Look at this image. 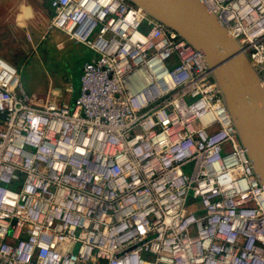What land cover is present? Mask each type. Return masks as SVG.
<instances>
[{
	"label": "built area",
	"instance_id": "1",
	"mask_svg": "<svg viewBox=\"0 0 264 264\" xmlns=\"http://www.w3.org/2000/svg\"><path fill=\"white\" fill-rule=\"evenodd\" d=\"M200 2L264 92V0ZM49 8L94 56L72 102L0 57V264H264V186L202 53L127 0Z\"/></svg>",
	"mask_w": 264,
	"mask_h": 264
},
{
	"label": "water",
	"instance_id": "2",
	"mask_svg": "<svg viewBox=\"0 0 264 264\" xmlns=\"http://www.w3.org/2000/svg\"><path fill=\"white\" fill-rule=\"evenodd\" d=\"M127 1L202 53L236 135L264 186V92L257 70L239 43L216 25L215 17L207 13L200 0ZM30 10L29 6L25 8V19L31 17ZM21 80L25 82V77Z\"/></svg>",
	"mask_w": 264,
	"mask_h": 264
},
{
	"label": "rangeland",
	"instance_id": "3",
	"mask_svg": "<svg viewBox=\"0 0 264 264\" xmlns=\"http://www.w3.org/2000/svg\"><path fill=\"white\" fill-rule=\"evenodd\" d=\"M49 1L39 0L40 7L46 14L51 12ZM46 14L40 24L37 21L40 35L27 33L25 52L22 60L18 61V67L21 78L25 77L23 86L27 93L32 94L35 99H44L52 89L57 88L63 96L59 101L63 102V99L78 93L82 65L93 58L94 54L81 45L68 42L62 33L47 30L49 18ZM40 40L43 51L37 54L38 57L32 56L31 42ZM57 45H61V48ZM68 86L73 88L72 93H67Z\"/></svg>",
	"mask_w": 264,
	"mask_h": 264
},
{
	"label": "crops",
	"instance_id": "4",
	"mask_svg": "<svg viewBox=\"0 0 264 264\" xmlns=\"http://www.w3.org/2000/svg\"><path fill=\"white\" fill-rule=\"evenodd\" d=\"M27 6L31 9V17L25 19L24 11ZM44 13L45 12H43L40 7L39 0H0V57L14 66L20 72V76L21 71L18 67V61L22 60V56L25 52L26 35L27 33L40 35L38 24L45 19L46 13ZM51 14L52 12H47L46 14V17L49 18L47 30L50 29ZM40 44L41 40L39 42H31V50H33L31 52L32 56L38 57L37 54L43 51V49L41 51ZM70 88L71 87L68 86L67 90ZM52 92L58 93L59 97L55 98L57 101L61 100V97H63L62 94H60V90L56 88L52 89L50 94L44 99H37L42 102L46 101V99L50 100ZM76 96L77 94H73L71 97L68 96L62 101L72 102Z\"/></svg>",
	"mask_w": 264,
	"mask_h": 264
},
{
	"label": "trees",
	"instance_id": "5",
	"mask_svg": "<svg viewBox=\"0 0 264 264\" xmlns=\"http://www.w3.org/2000/svg\"><path fill=\"white\" fill-rule=\"evenodd\" d=\"M49 6V5H48ZM52 15V14H51Z\"/></svg>",
	"mask_w": 264,
	"mask_h": 264
}]
</instances>
